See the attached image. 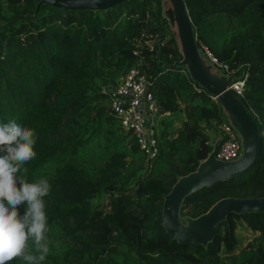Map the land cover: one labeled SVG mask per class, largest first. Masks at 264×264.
<instances>
[{"label": "trees", "instance_id": "16d2710c", "mask_svg": "<svg viewBox=\"0 0 264 264\" xmlns=\"http://www.w3.org/2000/svg\"><path fill=\"white\" fill-rule=\"evenodd\" d=\"M37 2L0 0V123L15 120L37 136V155L24 167L28 182L52 186L43 264L264 263V213L229 214L205 247L177 243L161 226L163 195L210 152L223 115L183 67H171L180 55L160 1L105 11L44 3L34 12ZM183 2L197 45L243 81L233 93L262 137L249 169L184 198L180 213L196 217L220 198L264 197V0ZM132 68L148 78L162 111L182 113L172 134L162 123L150 160L100 92ZM102 195L105 204L92 202ZM238 227L252 233L243 245Z\"/></svg>", "mask_w": 264, "mask_h": 264}, {"label": "water", "instance_id": "95a60500", "mask_svg": "<svg viewBox=\"0 0 264 264\" xmlns=\"http://www.w3.org/2000/svg\"><path fill=\"white\" fill-rule=\"evenodd\" d=\"M124 1L126 0H38L34 12L44 3L68 10L105 11ZM159 1L168 5L160 8V14L167 23L180 55V60L174 61L171 67H183L193 83L216 99L221 114L236 130L240 140L239 156L230 161H221L215 158L221 140L220 134H217L205 158L198 161L193 171L178 177L162 197L161 226L171 239L180 244L205 247L214 239L219 226L229 214L264 213V197L220 198L196 217L184 215L181 222L179 215L182 201L197 190L229 180L249 169L260 154L262 137L241 101L228 89L234 75L218 69L206 57L204 47L197 45L183 0Z\"/></svg>", "mask_w": 264, "mask_h": 264}, {"label": "clouds", "instance_id": "9594fccd", "mask_svg": "<svg viewBox=\"0 0 264 264\" xmlns=\"http://www.w3.org/2000/svg\"><path fill=\"white\" fill-rule=\"evenodd\" d=\"M36 140L33 129L15 120L0 123V264L16 258L22 264H43L50 253L44 198L52 186L45 178L25 179L24 165L37 155Z\"/></svg>", "mask_w": 264, "mask_h": 264}, {"label": "built area", "instance_id": "2783aa9c", "mask_svg": "<svg viewBox=\"0 0 264 264\" xmlns=\"http://www.w3.org/2000/svg\"><path fill=\"white\" fill-rule=\"evenodd\" d=\"M206 57L217 64L211 53L204 47ZM226 66L223 65V70ZM243 81L232 82L228 89L239 94ZM150 81L137 68L130 69L116 84L101 86L100 92L107 97L109 111L118 119L122 129L129 131L145 160L158 153V132L163 117L169 112L162 111L149 91ZM216 100L214 97H211ZM221 140L215 158L221 161L236 159L240 154V141L232 126L223 120L219 125Z\"/></svg>", "mask_w": 264, "mask_h": 264}, {"label": "rangeland", "instance_id": "374dc122", "mask_svg": "<svg viewBox=\"0 0 264 264\" xmlns=\"http://www.w3.org/2000/svg\"><path fill=\"white\" fill-rule=\"evenodd\" d=\"M161 7H168V5L160 1V8ZM148 43H149V41H148ZM218 69H220V68H218ZM162 120H163L164 123H166V122L169 123L168 129L170 131V134H172L175 131V129H177L180 126V123H181V120H182V113H180V112L169 113V115L163 117ZM223 120H225L224 116H223ZM235 132H236V130H235ZM236 134H237V132H236ZM92 202L93 203L105 204L107 202V197L105 195H102V196H100L98 198L93 199ZM183 217H184V215L180 213L179 219H180L181 222H182L181 219ZM236 235H237L238 241H239V243L241 245L246 243L252 237V233L251 232H249L248 230H244L241 227L237 228Z\"/></svg>", "mask_w": 264, "mask_h": 264}, {"label": "crops", "instance_id": "0c3cea01", "mask_svg": "<svg viewBox=\"0 0 264 264\" xmlns=\"http://www.w3.org/2000/svg\"><path fill=\"white\" fill-rule=\"evenodd\" d=\"M219 134V133H218Z\"/></svg>", "mask_w": 264, "mask_h": 264}]
</instances>
